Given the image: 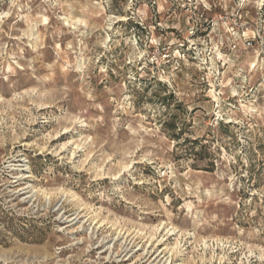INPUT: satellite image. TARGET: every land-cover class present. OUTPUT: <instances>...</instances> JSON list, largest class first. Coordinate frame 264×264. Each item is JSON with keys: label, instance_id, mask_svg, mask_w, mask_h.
Returning a JSON list of instances; mask_svg holds the SVG:
<instances>
[{"label": "rangeland", "instance_id": "1", "mask_svg": "<svg viewBox=\"0 0 264 264\" xmlns=\"http://www.w3.org/2000/svg\"><path fill=\"white\" fill-rule=\"evenodd\" d=\"M0 264H264V0H0Z\"/></svg>", "mask_w": 264, "mask_h": 264}, {"label": "bare ground", "instance_id": "2", "mask_svg": "<svg viewBox=\"0 0 264 264\" xmlns=\"http://www.w3.org/2000/svg\"><path fill=\"white\" fill-rule=\"evenodd\" d=\"M16 166H17V165H16ZM75 219H76V218L71 219V220H69L68 222H69V223H72V222L75 221ZM172 234H173V232H172V233L170 232V235H172ZM153 236H154V235H153ZM148 237H150V241H152L153 238H154V237H152V236H148ZM154 239H155V238H154ZM162 241H163V239H161L159 242H162ZM149 245H150V244H149ZM112 247H113V246H112ZM109 249H110V247H107L106 251H108ZM171 250H172V251H177V250H178V244L176 243V245H175L173 248H171ZM180 250H181V249H180ZM106 251H105V252H106ZM171 253H172V252H171ZM176 253H178V252H176ZM108 256H109V255H108Z\"/></svg>", "mask_w": 264, "mask_h": 264}]
</instances>
